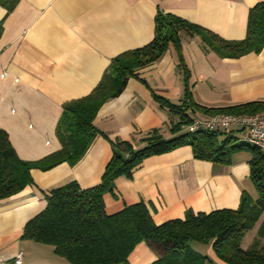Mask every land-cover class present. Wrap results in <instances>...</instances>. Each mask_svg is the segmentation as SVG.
Masks as SVG:
<instances>
[{
  "label": "crops",
  "instance_id": "0c3cea01",
  "mask_svg": "<svg viewBox=\"0 0 264 264\" xmlns=\"http://www.w3.org/2000/svg\"><path fill=\"white\" fill-rule=\"evenodd\" d=\"M259 2L264 0H0V128L19 158L42 159L60 148L56 125L63 104L89 94L113 57L148 44L159 12L233 41L245 38L249 11ZM181 48L190 72L191 101L219 108L264 100V47L224 58L204 50L198 36L184 35ZM135 73L117 97L100 106L93 120L100 133L78 161L33 168L30 185L0 200L1 257L12 259L22 250V264H68L51 245L23 237L26 222L46 206V195L70 182L81 188L97 185L116 140L138 148L153 129L164 139L173 137L171 127L178 113L157 97L176 106L182 102L185 84L176 51L170 47ZM232 135L234 142H245L243 131L234 130ZM251 157L250 152L239 151L229 163L211 162L194 158L188 145L150 156L131 177L114 179L112 189L103 195L104 212L112 215L142 202L159 225L184 218L187 210L236 209L242 194L252 201L258 197L250 178ZM262 227L264 212L250 229L255 233L251 240L245 242L248 232L244 235V249L259 237ZM192 248L207 256L206 264H226L211 247ZM157 258L141 241L127 261L149 264Z\"/></svg>",
  "mask_w": 264,
  "mask_h": 264
},
{
  "label": "trees",
  "instance_id": "16d2710c",
  "mask_svg": "<svg viewBox=\"0 0 264 264\" xmlns=\"http://www.w3.org/2000/svg\"><path fill=\"white\" fill-rule=\"evenodd\" d=\"M198 36L204 50H214L224 58H235L246 52H259L264 47V2L257 3L248 15V26L242 40H225L215 33L170 13L155 17L152 40L139 48L124 51L112 58L101 80L86 96L63 104L56 135L60 148L36 161L18 157L8 134L0 128V200L9 198L32 183L33 168L49 169L61 162L74 163L86 152L100 133L93 120L100 106L117 97L135 71L159 59L170 47L177 55V67L183 75L184 95L180 105L161 102L176 109L178 121L171 127L173 137L164 139L157 129L143 138L144 145L134 148L129 141L116 140L101 181L81 188L76 182L52 189L46 195V206L29 219L23 237L49 244L55 254L68 264H128L134 246L147 242L158 258L149 264H206L207 256L190 243L211 247L216 257L226 264H264V227L259 237L246 249L241 246L246 232L264 212V152L236 143L232 132L185 130L190 123V110L209 115L261 114L264 100L208 108L191 101L190 72L182 54L181 37ZM184 129V130H183ZM188 145L196 159L229 163L239 151L252 154L250 178L257 190L255 201L242 194L236 209H217L208 213L187 210L184 218L155 224L142 203L125 206L112 215L104 212L103 195L112 189L114 179L131 177L133 170L150 156Z\"/></svg>",
  "mask_w": 264,
  "mask_h": 264
},
{
  "label": "built area",
  "instance_id": "2783aa9c",
  "mask_svg": "<svg viewBox=\"0 0 264 264\" xmlns=\"http://www.w3.org/2000/svg\"><path fill=\"white\" fill-rule=\"evenodd\" d=\"M190 123L185 130L190 133L196 131L231 132L241 130L245 135V142L264 152V114H229L217 113L208 116H197L190 110ZM23 251L18 250L12 259L0 256V264H22Z\"/></svg>",
  "mask_w": 264,
  "mask_h": 264
},
{
  "label": "rangeland",
  "instance_id": "374dc122",
  "mask_svg": "<svg viewBox=\"0 0 264 264\" xmlns=\"http://www.w3.org/2000/svg\"><path fill=\"white\" fill-rule=\"evenodd\" d=\"M236 143H243V142H242V141H241V142L238 141V142H236ZM254 234H255V233H252V231L249 230L248 233H247L246 236H245V240H244V241H245V242L250 241V240H251V236L254 235ZM245 242H244V243H245ZM190 244H191V246H196V245H198V244H194V245H193V243H190ZM213 264H214V263H213Z\"/></svg>",
  "mask_w": 264,
  "mask_h": 264
}]
</instances>
